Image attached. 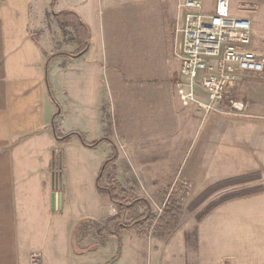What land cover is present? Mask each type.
Masks as SVG:
<instances>
[{
	"label": "crops",
	"instance_id": "1",
	"mask_svg": "<svg viewBox=\"0 0 264 264\" xmlns=\"http://www.w3.org/2000/svg\"><path fill=\"white\" fill-rule=\"evenodd\" d=\"M111 1L0 0V264H30L31 255L35 252L40 253L41 264H52L51 256L45 255L42 237L44 232H48L54 217L56 225L61 219L69 226L71 236L67 243V264H123V249L114 262L110 263L115 256L100 262L101 254L117 242L113 237L106 241L102 235V242L95 250L78 251L80 242L86 240H80L77 245L76 237H73L79 224L89 218L100 224L115 217L116 212L111 210L109 215L102 217L84 214L87 211L84 200L81 198L75 202L66 185L72 176L81 182L88 175L97 178L99 167L111 153L112 146L106 143L89 148L76 137L59 143L54 133L55 116L58 134L79 132L89 143L106 139L109 128L108 136L118 151L113 164L116 167L115 178L120 177L127 164L121 144L125 145V151L130 152L129 161L132 163L133 157L141 160L139 165L145 167V172L148 166L153 165L147 155L140 156L142 159L138 155L141 147L147 144L146 140L159 137L171 143V129H175L177 139L172 142L175 143L191 126L190 118L197 116L203 119L205 116L197 105L186 107L179 99L176 83L180 61L174 71V79L168 84L149 86L144 68L139 74L130 73V70L136 72V68H127L120 55L125 49L122 38L125 35L130 39L132 32H118L109 16L100 22L101 10L97 11V8L103 10L105 7L106 15L113 11ZM63 12L75 13L88 27L90 34L85 50L82 51L84 42L78 40L71 27L61 28L56 15ZM47 82L56 103L51 99ZM231 95L246 106L245 112L230 117L213 112L204 119L210 124L209 141L205 143L208 154L196 162L197 167L201 165L206 172L201 178L195 176L193 170L185 173V180L196 188L207 181L208 188L203 190L211 189L232 179H217V167L226 164L219 161V156L229 157L232 151L234 156H238L237 153L242 156L241 150L250 152L244 154L239 163L247 170L233 178L247 177L256 172L264 176V73L242 74ZM201 99L206 101L203 95ZM234 125H241L257 135L258 140L249 145L250 150L244 148L243 143L233 149L228 142L229 135L235 132ZM241 130H237L239 134ZM101 149L108 153L104 154ZM56 151L61 152L62 160L61 188L58 190L54 185L53 172ZM252 152L257 159L250 158L254 156ZM253 167L257 169L250 170ZM130 177L135 182L131 174ZM149 177H136V182L144 179L152 184V177ZM241 193L240 199L237 198L241 203L240 209L258 210L256 220L251 216L247 218L248 234L258 229V237L262 239L258 253L250 245L240 257H236L233 250L219 253L223 247L222 244L218 248L216 246L220 227L216 230L214 226V233L213 227L212 230L207 228L208 231L202 227L208 217L200 223L197 233L201 259L168 264H264V186H259L255 192L243 190ZM55 194L61 198L58 204L54 202ZM81 195L84 197L83 191ZM103 206L107 208L105 202ZM220 206L215 211L232 210V200ZM125 232L141 237L135 229L121 232L122 237ZM158 243L163 248L166 241L159 240ZM57 261L62 264V261Z\"/></svg>",
	"mask_w": 264,
	"mask_h": 264
},
{
	"label": "rangeland",
	"instance_id": "2",
	"mask_svg": "<svg viewBox=\"0 0 264 264\" xmlns=\"http://www.w3.org/2000/svg\"><path fill=\"white\" fill-rule=\"evenodd\" d=\"M111 3L113 4V11H108L107 15V7L103 8V10L102 8H97V11L98 9L101 10L100 22H103L104 18L106 21V16H109L114 21L118 32H132L130 39L126 38L123 34L122 41L124 42L123 48L125 49L121 51L120 55L122 62L127 68H136V72L130 70V73L139 74L141 72L140 69L144 68V74L148 76L149 86H159L165 84V82L167 84L170 83L174 79V71L179 65L178 51L181 41L180 37L174 33L179 22L176 1L112 0ZM209 3L210 1H207V4ZM231 5L234 16L246 18L252 22L256 37L255 47L259 49L260 40L264 37V0H231ZM108 21L110 22L109 19ZM110 105L112 107V102ZM243 107L244 110L238 112V114L245 112L246 106L244 104ZM218 114H222L224 117L233 115L227 113ZM207 116L208 114L203 116V119H199L197 116L190 118L189 122L191 126L186 129L184 137L175 143H172L177 139V133H174L175 129H171V143L159 137L146 140L147 144L141 147L138 155L140 159H142L140 156L147 155L148 161H153V165L152 167L148 166L145 172L143 171L145 167L142 168L139 165L141 160H136L133 157L132 163L129 161L130 152L125 151V145L121 144V151L127 164L123 168V173H121L120 177L115 178L116 167H114V163L107 165V161L115 155L117 159L118 151L113 144L107 143L112 146L111 153L107 156L102 166L99 167L100 171L97 178L95 176L91 178L88 175V178L85 176L84 181L81 182V180L78 181V179L72 176L70 181H66L72 199H75L74 201L76 202L82 198L87 207V211L83 213L89 214L90 217L106 216L110 214L111 210H115V216L118 217V221L121 223H130L131 220L129 219L135 214H140L146 219L142 224V228L139 231L136 230L141 237H135V233L132 235L130 232L129 234L125 232L126 234L124 233L123 237L120 234V240L117 239V242L115 241L116 243L112 247L110 246L101 254L100 262L111 260L117 254L115 251L118 250L119 244L123 249V264H135V262L136 264H158V262L161 264L174 262L189 263L193 262L194 259L198 261L201 258L200 250L197 247V233L201 225L200 223L203 220L206 221L208 217L202 227L205 226L204 228L211 230L213 227V233L214 226H216V230L220 227L218 229L216 246L218 248L222 244L223 247L221 246L222 251L218 249L219 253L224 254L226 250H233V253L237 255L236 257H240L249 245L251 248L255 247L256 251L259 246L261 247L262 239L258 237V229L253 232L254 234L250 232L249 235L247 225L248 217H254L256 220L258 210H241V203L237 199L232 200V210L215 211L214 209L209 214L212 217L208 215L201 222L198 221L201 214L212 203L219 202L226 197L241 194L243 190L255 192L259 186H264V176L258 172L251 173L248 176L249 178L242 183L224 188H213L211 191H209L210 189L203 190L208 185L207 181L196 188L193 183L185 180L187 170H193V174L197 177L199 176V178H201L204 171L206 172L201 165L197 167L198 162H196V159L202 161L206 154H208V150H205V147L209 141L210 124L209 121L204 120ZM198 120H201L200 124H198ZM240 127L242 126L236 127L234 125L232 127L235 132L229 135L228 142H231L230 145L233 146V149L237 148L234 146H240L243 143L245 144L244 148L250 150L249 145L255 143L258 137L256 134L248 132L245 127ZM239 129L243 130H241V134L237 131ZM109 133L108 128L106 132L107 136H105L108 140H110ZM101 151L104 154L105 152L108 153L104 149H101ZM241 152L242 156H240V153H237L239 157L234 156L235 153L233 151L229 157L222 158L219 156V161L222 160L226 164L217 167V179L241 176V173L247 170V168H242L243 164L239 165V163L242 162L243 155H248L250 152L248 150H241ZM252 153L254 154V152ZM170 155L171 157L169 158ZM150 157L152 158L151 160ZM250 158L257 159L256 154L250 156ZM251 169L256 170L257 168L253 167ZM130 174L133 176L135 182L136 177L142 179L146 175L148 177L150 175L152 177V184L146 183L144 179L142 180L143 182H132ZM99 176H101V186L106 189H111L113 182L119 184L126 191L123 197H127L128 202L140 198L146 200L147 204L142 202L140 206L136 205L131 209L120 211L118 206L113 204L107 195L96 191V182ZM183 188L187 189L184 190ZM82 191L84 197L81 195ZM216 191L218 192L216 193ZM104 202L107 208L103 206ZM227 202L230 203V201ZM173 214L176 216L175 224L169 227L165 222ZM58 216L60 217V213H58ZM55 219V217L51 219L48 232H44L42 237L45 240L43 249L45 250V255L49 254L51 256L52 264H59L60 262L57 260L62 261V264H67V243L71 236L69 226L61 219L58 225H56ZM82 222L89 229L86 232V240L82 243L80 242L78 251L81 249L93 251L102 240L98 237L97 228L92 226L94 225L93 220L89 218ZM105 222L100 224H104ZM223 226L228 227L229 230L227 228L224 229ZM116 227L117 225L112 223L109 229L111 232H115ZM205 231H208V229ZM76 235L78 236V231L74 230L73 237H76ZM103 237L108 241L109 237L106 234H103ZM159 240L166 241L163 248L159 246ZM231 246L232 249L230 248ZM30 264H32L31 261Z\"/></svg>",
	"mask_w": 264,
	"mask_h": 264
},
{
	"label": "built area",
	"instance_id": "3",
	"mask_svg": "<svg viewBox=\"0 0 264 264\" xmlns=\"http://www.w3.org/2000/svg\"><path fill=\"white\" fill-rule=\"evenodd\" d=\"M175 1L179 22L174 33L181 40L176 88L181 103L195 104L205 115H237L244 107L231 93L242 74L264 73V37L256 49L252 22L233 15L231 0ZM30 261L40 264L41 255L33 253Z\"/></svg>",
	"mask_w": 264,
	"mask_h": 264
},
{
	"label": "trees",
	"instance_id": "4",
	"mask_svg": "<svg viewBox=\"0 0 264 264\" xmlns=\"http://www.w3.org/2000/svg\"><path fill=\"white\" fill-rule=\"evenodd\" d=\"M56 17H57L58 22H59V24H60V26H61V28L63 30H65L67 27H71L75 31V33H76V35L78 37V40L84 42V45H83L84 48L82 49V51L85 50L88 47V41H89L90 32H89L88 27L81 21L80 17L78 15H76L75 13H72V12L59 13V14L56 15ZM47 84H48V82H47ZM48 88H49V91H50L51 99L53 100L54 103H56L54 98H53L52 92L50 90L49 84H48ZM56 118H57V116H55V122H53L54 123L53 125H54L55 137H56V139H57V141L59 143H66L71 138L76 137L82 142L83 145H85L86 147H89V148H94V147H96L98 145L105 144V143H109L111 145L113 144L108 139H100L97 142L89 143V142H87L85 136L83 134L79 133V132L71 133V134H68V135H60V134H58V132L56 130ZM115 152H116V150H115ZM115 161H116V155L111 157L107 161V165L108 164L111 165ZM61 170H62L61 152L60 151H56L54 153V158H53V172H54V175L61 174ZM102 170H103V168H102ZM102 170H101V172H102ZM248 178H249L248 176L247 177L245 176V177L232 178V179H229V180H226L224 182L219 183L217 186H215L213 188L218 189V188L228 187V186H231V185H236L238 183L244 182ZM100 179H101V176H99V178L97 179V182H96L97 191L100 194L107 195L110 198V201L113 204L118 206V209L120 211L131 209V208H133L136 205L140 206V204L142 202H145L147 204L146 200L140 199V198H136V199L132 200L131 202H128V198L127 197L126 198L123 197L126 194L125 193L126 191H124L122 189V187H120L119 184L113 182L112 188L111 189H106L105 187L101 186ZM213 188H211V189H213ZM211 189L209 191H211ZM241 196H242V193L241 194H236V195H233V196H230V197H226V198H224L223 200H221L219 202L212 203L210 206H208L207 210L205 212H203V214H201V216L198 218V221L201 222L214 209H216L217 207H219L223 203H225L227 201H231V200L237 199V198H239ZM172 212H173V210H172ZM129 220H131V222L128 223V224L127 223H121L120 221H118V217L115 216V217H111V218L107 219L104 224H99L97 222H94V225H92V226L97 228L98 237L102 238V235L106 234L108 237H113V238H116V239L120 240V234H121L122 231H127L129 229H135V230L139 231L142 228L143 222L146 221L145 217H143L140 214L133 215ZM175 220H176V216H174V214H173V216L171 215L169 220H166L167 222H165V223H167V226L171 227L172 225L175 224ZM112 223H115L117 225L115 232H111L110 229H109V227H110V225ZM88 229H89V227H87L83 222H81L79 224V226L77 227L78 236L76 235V240H77L76 243H77V245H78V242L80 240L85 239L87 237V233L86 232H87ZM76 234H77V232H76ZM121 250H122V247L119 244L118 245L117 254L110 261V263L114 262L120 256Z\"/></svg>",
	"mask_w": 264,
	"mask_h": 264
},
{
	"label": "water",
	"instance_id": "5",
	"mask_svg": "<svg viewBox=\"0 0 264 264\" xmlns=\"http://www.w3.org/2000/svg\"><path fill=\"white\" fill-rule=\"evenodd\" d=\"M54 178H55L54 179V185H55V188L58 190L59 188H61V174L55 175ZM59 201H61L59 194L57 196L55 194L54 195V202L58 204Z\"/></svg>",
	"mask_w": 264,
	"mask_h": 264
}]
</instances>
